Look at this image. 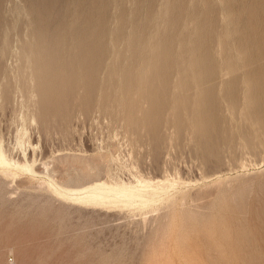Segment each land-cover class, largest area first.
Returning <instances> with one entry per match:
<instances>
[{
	"label": "rangeland",
	"instance_id": "rangeland-1",
	"mask_svg": "<svg viewBox=\"0 0 264 264\" xmlns=\"http://www.w3.org/2000/svg\"><path fill=\"white\" fill-rule=\"evenodd\" d=\"M107 2L109 5L107 4ZM220 2H221V8L219 7ZM72 3H74V5H71ZM112 3H113V6H112ZM143 4H144V7H143ZM165 4H166V7L164 9ZM188 5H190L189 9H188ZM199 5L200 7H198ZM71 6L73 7L71 8ZM19 7L22 8V11L21 9L20 10L18 9ZM105 7L107 8V10H105ZM139 8L144 9V10H141ZM17 9L19 12L16 11ZM198 9L200 10V12ZM108 10L109 12H107ZM125 10L127 12L130 10L129 11L130 15L129 14L127 15L130 18L126 16L127 12ZM187 11H188V15H187ZM114 13H116L115 16H113ZM107 15L108 17H106ZM224 15L226 18V22H224L225 21ZM125 16L128 18L127 20ZM138 16L140 18L142 17L143 18L145 17V18L141 20ZM161 16L163 17L161 18ZM129 19H131V21ZM138 20L140 21V23H138ZM67 22H69V24L71 25H69ZM142 23L143 25H141ZM0 24H1L0 42L2 41L1 40L2 33H3V38L6 37L8 40V41L6 40L7 50L4 52L0 60L1 62L0 74H2V71L4 72L5 70L4 74L6 77H4V79H8L9 81L14 80V77H12V75L15 74L14 72L15 69H16V73L19 74V71L17 70L15 66L17 65V63H19L18 61L19 60L18 55H19V50H20L19 47L21 43L24 42V40H29L32 43L37 42L40 46L39 47L40 50L48 53V55H51V50H52L51 46H52L53 36L55 35L60 36L61 34L62 35L64 34L63 40L69 39L68 41L66 40V42H71V41L73 42V43L71 42L72 44L71 52L74 54L78 53V50H79L78 48H79V45H81V43L96 44V43H99V41L101 42L102 41L101 39L104 38L103 43L106 45L108 49L106 48L107 50L102 57L103 62L99 66V73H101L100 74L101 76H99L100 78L104 74L105 66L103 65L109 60L113 62V60L117 59V61H120V62H117L118 65L116 63L118 67L122 63L123 64L125 63V66H127L128 64L129 67L131 64V68L129 69L130 73H133L137 76H139L140 74L139 79L137 77V81L139 82L144 81V83L146 84L145 86L146 89L151 88V87H158L159 85L163 84L164 79H166V81L168 82L169 87H174L175 85H178L180 87L178 88V95L179 96L183 95L182 97H180V104H179L180 107H177V110L174 109L173 112H172L173 109L171 110L169 108L166 109L168 113L166 111L162 113L160 116H158V123L155 126L152 124L151 121L147 120L146 118L147 115L145 114V112H142L148 109L150 113H153L155 111V107H152L150 105L151 103H149L144 98L139 97L141 96V94L139 93L133 94L134 99L138 102L137 103L138 109L135 110L133 115L136 117L138 116L139 118L137 117L136 124L135 123L130 124V119H131L130 116H132V114L130 113V108L128 107V105H124L125 108L123 107L122 101L124 100V98L122 97L123 96L122 91L119 87H117L119 84L125 83V81L127 82L125 74L123 71H120L121 70L120 68H119V71H118V67L115 68L114 70V75L117 74L118 75L117 79L119 77L120 80L119 79L114 80V78L116 77L115 75L112 78H110V81L107 82V80L109 79V74L108 75L106 74L107 77L104 76L107 79H105L104 77L101 78L103 79L101 85H102V88L104 89V92L107 93L106 94L107 96L102 98L100 94L99 95L96 94L98 96L97 97L96 95L94 96L93 94L94 92L92 91V94H93L91 97L92 102H91V105L88 107L87 111H83V109L81 110L78 104H76L77 101L82 98V95L84 94V91H85V87L87 88V84L85 83L86 84L85 86L84 83H82L81 80L79 79L77 80L75 78L69 79V82L66 83L67 86L65 87L70 88L71 94L73 93L72 94L73 98L67 99L66 104L69 108L72 105L71 107L72 116L67 117L66 121L65 119H62L63 115L61 116L56 115L54 117L56 118V125L55 124L53 125L54 131L55 132L59 131V132L56 133L55 135L54 134L46 135L48 136V137H45L46 139L41 138L39 136L38 138L40 139L37 141V138H33L37 136V135L34 136L37 133L36 130L29 127L31 131V133L29 134L30 137L33 135L31 139L33 138L32 140L33 142L35 141V144L38 145L39 143L40 145V146L38 145L36 149V152L39 155L38 157H40L44 149H48L47 152L51 151L54 154L60 153V152L61 153L62 152L85 153L86 151L92 152L94 150L95 151L97 150V151H103L107 153L109 156L111 155L112 152H114V155L117 154L116 155L117 159L112 161V159L108 158L107 163L110 162L111 163V164L109 163L110 166L106 162L104 164L105 169L107 168L106 165L112 168L111 169L108 167L107 168L108 172L107 174L105 173L106 175H108V173L109 175H111L110 171L112 170L113 174L110 176L111 178L113 177L115 179L118 176L119 180H124L125 178L126 180L127 178L129 180L130 178L133 179L131 175L132 170L133 171L139 170L138 171L140 172L139 174H142V175L144 174L147 176L148 175L157 176L158 174V177L160 176L162 177L163 174L164 175L167 174L168 176H171V177L174 175L175 177L177 176V173L179 172L178 176L180 175L179 181H181V183L179 181L178 183L176 182L174 184V189H182L187 192L189 191L194 192L199 189H206L207 186L208 187L210 186V184L214 185L215 184L214 182H217L215 181L217 176L221 177L222 175L221 177L223 179L222 181H229V180H234L238 178L240 179V178L248 177L252 175L255 178V180L253 181L252 186H250L251 187L250 193L248 191V189L250 188H248L247 190H245L246 192L244 191L242 193V195H238V197L240 196L239 200L241 199L240 200L241 202H239L238 197L235 200H232L230 197L229 199L227 196V203L218 206L213 211V214H214L213 218H215L213 232L215 234H219L222 228H226L231 233L236 235L235 239L238 241V243H236L235 242L236 240L234 239L231 245L236 246L238 248L237 250L238 254L236 255L235 258H228L227 261H225V263L227 264H248L251 261L250 264H264V253H263L264 252V242H263L264 236L262 238L263 240L261 239L262 234H264V195H263L264 192H262L264 191V186H263L264 184V180H263L264 179V176H263L264 174V120L257 116L258 114L250 106L249 102H247V97L242 92V87H248L249 85H251V83L248 81L244 82L241 80L242 78L241 76H243L242 73L249 67L248 64H250L248 61L249 56L251 57L252 55L254 56L258 53V49L256 50V48H251V47L247 48V46L245 45H243L242 47L241 44L243 42H248V41L252 42V40L259 41L261 43L260 50L263 49L262 52H264V0H247V1L246 0H219V1L218 0H178V2L177 0H103V1L102 0H87V1L86 0H0ZM135 24H137L139 27L141 25V28H139ZM2 25H4V27L6 26L7 28L3 29ZM81 25L83 26V28H81L82 27ZM228 25H230L229 27H231L230 28L231 30H228L229 29ZM107 26H108V29L106 28ZM112 26H115V27H112ZM135 26L138 27V29L140 30L139 32ZM122 27L123 29L121 31ZM114 28L116 32L118 30L119 37L115 36L117 35V33H115L112 30ZM77 29H79L80 31H78ZM108 30H111L109 33L110 35L113 36V38H111L112 36L110 37V35L106 33L108 32ZM129 30H132L131 33H129L130 32ZM112 31L114 32V34L112 33ZM148 31L150 32V35H148L149 34ZM4 33L6 34L4 35ZM67 33H69V35H67ZM7 34H8V37H7ZM124 34H127V35L125 36ZM66 35L68 38L66 37ZM103 35L104 37H101ZM128 35L130 38L128 37ZM138 35H139V38H138ZM176 35H177V38H176ZM108 36L111 42L108 41L109 40L107 39ZM84 39L85 40L87 39V40L85 41ZM124 39L127 40V42L129 40V43L126 44V41H124ZM144 39L145 40L147 39V41H145ZM106 40L107 42L111 44L110 50H109V46H107L109 45V43H106ZM135 40H138V41H135ZM136 42L139 44H137ZM148 43L149 44L151 43V44L149 45ZM141 44L143 47H141ZM127 45H130V48H131L129 49L130 52L129 51L127 52L128 47H129ZM135 45H138V46L135 48ZM139 45L141 47L140 49H139ZM248 45L250 44L248 43ZM112 46L113 48L111 49ZM125 46H127V48H125ZM166 47L167 49L172 50L175 54L177 53L176 56L178 55L177 57L180 61L179 65H177L178 67L174 66L173 68H170L168 73H164V67H163L164 64L158 61V55L160 53H163ZM112 50L115 52L113 53ZM116 52L118 54H116ZM139 52L141 56L138 55ZM205 52H210L213 56L212 60L214 59V64L212 68L210 67V65L208 67V71H210L208 73H212V75L216 74L217 77L215 78V81L207 82L204 80L205 82L203 81V83H198V84H200V87H207L211 83H214V85L216 84L219 86L226 85L224 88H221V90L220 88L217 89V94H218L217 98L219 101L217 115L219 119L217 120V124H216L217 125L216 127L218 128L216 132H214V135L215 133L216 135L212 136L213 138L212 142L215 143L214 146H211L209 144L206 145L205 143H202L203 141H201L200 139L201 133L198 130L199 123H200V120H199L200 114L198 112H195L197 109L196 100L197 98H199V92L195 91V89H199V88L196 87L197 84L193 80L192 76L200 73L199 67L197 66L203 63V62H200L199 60H204L207 58L208 53H205ZM130 53L131 54L134 53L131 55V57L133 56L132 58L131 57L129 58L130 55L128 54ZM87 55L88 57H90L92 56V53L90 51H87ZM74 59H76L77 61L75 60L73 62V71L83 68L80 65L79 59L78 58H74ZM205 63L206 62H204L203 67L206 65ZM9 67L10 69H8ZM26 69L25 71H28ZM120 72L121 74L123 73L122 74L123 77L122 75L119 74ZM141 73L144 76H141L142 75ZM175 73H177L179 78L177 77ZM190 74H193V75H190ZM208 77L209 76H207V78ZM235 77H239V80H241L238 83H236V86H234V89H236L235 90L236 97L226 98L222 100V98H220L222 95L220 94V91L221 93H223V90L225 88L233 87V85L230 84L229 82L235 79ZM103 81L107 82L106 85L104 84ZM111 81L113 85L111 84ZM115 81H117L116 83L118 84H116ZM193 81L194 83H192ZM228 83L229 85L227 86ZM107 84H109L110 90L107 87ZM112 88H116L118 95L115 92L116 90L114 91ZM193 93H195L196 95L194 96ZM113 96H117V97H113ZM95 97H96V100H95ZM107 97L108 99L106 100ZM112 97L114 98V101ZM119 97L121 99V102H120V99H118ZM183 97L188 98L191 101L190 104H187L186 102H184L185 100H182ZM115 98L118 99L116 102H115L116 100ZM108 100L110 101V103L106 104L109 102ZM0 101L2 102V98ZM192 101L194 104H192ZM111 102L113 103L111 104ZM127 102L128 101H126L125 103ZM12 103L13 101L11 102V104ZM115 103H117L118 107L116 106ZM119 104L121 105V108L123 107V109L120 110ZM140 106H141L142 111H140L141 110ZM181 106L182 107L184 106L183 109L181 108ZM5 107H2V108L0 107V137L3 139V141H5L4 142L5 144L6 143L8 144V143L13 142L12 141L14 139L13 133H15L13 132L14 131L13 129H16L17 123H15L16 120H13L14 119L13 114H12L13 109L11 110V106H7L8 107L7 109ZM19 107L20 108L18 109L17 112L24 109L20 105ZM108 107H110L111 109ZM115 107H117L116 108L117 110L115 109ZM112 108H114L115 110L113 109V111L115 113L118 112V114H115V113L113 114V112L111 111ZM109 109L112 114L109 112ZM103 110H106V111L104 112ZM196 114H198L199 117ZM189 115H190V118H188ZM194 115L197 118H195ZM150 116H153V115L150 114ZM175 117H177V119ZM61 120H63L64 122L63 124ZM68 120L70 122H67ZM174 121H176V123ZM190 121H192L191 124H190ZM58 124L59 125L62 124L61 126L63 129L60 130L59 128H61V126H59ZM126 125L128 126V130L125 129ZM153 126H155V129H153ZM193 126L194 128H192ZM55 128H58V129H55ZM64 128H66L67 131L64 130ZM193 129L195 130L192 131ZM32 130L35 133H33ZM63 130L64 132H62ZM30 131H28V133ZM54 131L52 130V133ZM67 132H70L69 133L70 136H67L68 135ZM64 133L66 136L64 135ZM49 136H52V137L49 138ZM47 138L49 139L47 140ZM155 138H160L161 143H163V144H160L161 146L160 147V158H159L158 165L154 162V158H153L154 150H153L152 143ZM7 139L9 140V142ZM202 144L204 147H202ZM108 146L109 148H107ZM40 147L42 150L40 149ZM95 147L96 149H94ZM108 150L109 152L111 151L110 154ZM16 151L17 150L15 149V151H13L12 153ZM149 152L151 154H148ZM206 152L211 155L213 154L215 159L216 158L219 159L220 157H222L220 158L221 161L220 159L215 160L213 158V155L209 157V154H207ZM17 153L16 154L14 153V154L18 155ZM205 160L207 161L205 162ZM212 160H214V163ZM218 161H220V163ZM113 167H115V169ZM114 173H116V175ZM109 175L108 176L104 175V177L108 179ZM261 175L263 178L261 177ZM260 180L261 182H259ZM257 182H259V184ZM257 184L261 189L257 187ZM12 186L13 185H11V187ZM3 190H5L6 193H4ZM1 192L2 194L0 195V197L2 199L0 200V264H9L12 261L14 262V264H137V262L139 263L138 259L141 260L140 263L144 262L145 264L147 262L146 260L148 259L150 255V249H149V245L147 246L145 244L147 242H145L143 237L139 238L141 242H138L139 241V239H137L138 237L133 238L134 240L131 239L129 241H127V239H124V238H122L124 241L121 239V236L124 235L123 237H126L127 235L131 233L129 232V230H131V227L129 228L126 224L128 222V218L129 220H130V217L133 219L134 218L137 219L141 217L140 214H137V215L133 214L134 216L131 215L128 217V214L124 213L125 214L124 215L123 211L122 212L119 211L118 215L116 212V215H114L111 219L109 220L102 219L104 222L101 221V223L96 224L95 221H93L94 219L96 220V218H93V217L91 218L90 214H86V215L77 214V211H74V210L67 211L66 208L58 209V208H55L56 206L54 205L49 206V204H45V206L46 205L48 206V208L46 209L51 210L52 208L53 212L52 211L45 212L46 209H45V206H43L44 204H39L38 209H37V205H30V206L22 205V203L14 202L12 200V199H17L16 198L17 195L16 197H14L13 195L17 193L13 191L12 193L11 191L7 192V189H2V191L0 190V193ZM244 193H247L245 194V196L246 195L247 196L249 195V196L248 197L243 196ZM6 194L8 196H6ZM9 196H13V197H11V199L9 198L8 200ZM255 196H256V201H255ZM260 197L262 198L263 201L261 200ZM5 199H7L8 201H6ZM207 199H208V196H204V197L199 198V201L202 202ZM2 200H5V201H2ZM236 200H238V202ZM10 201H11V204H10ZM257 202L259 203V205ZM240 204H242V206ZM245 204H247V206ZM258 206L259 208H257ZM17 207L20 208L21 212L19 211ZM40 207H42V209ZM236 207L237 208L239 207V209L241 208L240 210L241 211L243 210V211L240 212L239 209H236ZM34 208H36L38 212L37 211L35 212ZM25 210H28V211H25ZM254 210L257 211L259 216L255 214L256 212ZM54 211H55V214H53ZM44 212L47 214H44ZM72 212L77 214L75 215L76 218ZM48 214L50 215L47 216ZM62 214L64 215V218ZM54 215H56V217L58 215V217L56 218ZM72 215L74 218L71 217ZM59 216L62 218L60 219ZM53 218H55V221L57 223L59 221L58 223L59 226L57 223L54 222ZM84 218H86V220ZM56 219H58V221ZM82 219H84L85 221ZM244 219H245V223H243ZM60 220L61 221L63 220L61 225H60V222H61ZM191 221H188L189 223L187 222V224H191L189 226L192 227L194 225L195 227V230L193 227L191 229V230H194L191 233L192 235L191 242H194L196 245L198 244L201 247H203L202 244L204 243V247H209L212 241H211V238H210L211 236L209 232L206 233L207 234L206 236L204 235L205 234L204 232L207 231L205 229L206 227L203 228L205 221L199 223L203 227H201L199 224H196L195 221H193V223H191ZM68 222L69 224H66ZM62 224L63 225L65 224L66 226H63ZM87 224H88V227L86 226ZM197 225L199 226L197 227ZM242 225L244 226V228H242L243 227ZM189 226L187 225V227L190 230L191 227ZM253 226L255 229L256 227H259L258 230H262L263 233L262 232L260 233L257 229L256 230L253 229ZM84 227L85 229H82ZM176 227H178V225ZM61 228H66L64 229L66 231L62 230ZM201 228L205 230L203 231ZM77 229L79 230L77 231ZM251 230H253L252 231L253 233H251ZM79 231H80V236H79ZM122 231L125 232V233L123 232V235H122ZM194 232H196V234ZM199 232L202 233V236H201V233ZM257 232L259 234H257ZM83 234L85 235V238H83L84 237ZM248 234L249 235L253 234V235L249 236ZM254 235H256L255 240L254 238H252L254 237ZM87 236H90L89 239L92 238L89 243L86 240V238H88ZM203 236H205L206 239L208 240L206 241V239ZM249 237L252 239V242ZM259 237H260V240H259ZM83 239L85 240L84 243L86 242L84 245H82ZM217 239L221 240V238L219 237H217ZM257 239L260 245L257 244V242L255 243L253 242V240L257 241ZM117 240H119V243ZM131 241L132 242L135 241V242L132 243ZM171 241L172 240L170 239V241L168 242L170 246H172L173 244V241L172 242ZM200 241L202 242L200 243ZM245 241L248 243H246ZM120 242L122 244H120ZM137 242L140 245H138ZM243 243L245 245L249 243L250 244L248 246H244ZM252 243L255 247V250L258 247V251L256 252L257 254H254L255 251L253 253V251L249 249L252 247V249L254 250V247L250 246L252 245ZM88 244H89V247H87ZM124 244L128 245V247L125 246ZM129 244H132L133 247L131 245H130L131 247H129ZM122 246L124 248H122ZM136 246L138 247L139 251L136 250L137 248ZM85 247H87L88 249H86ZM114 247L117 248V250H115ZM144 249H146L147 252ZM161 250L163 251V247L159 246L158 251H161ZM244 251L246 253H244ZM126 252H128L129 254ZM113 253L114 254L116 253L115 254L116 256L115 255L113 256ZM122 255H124L125 258ZM246 255L248 256L247 259L246 257H244ZM216 256H218V254L215 251H212L210 257L213 258ZM249 256L250 257L254 256L251 258L252 260L256 256H257L256 259H258V256L261 258L258 260L254 259L252 262ZM105 257H107V259H104ZM121 257H123L124 260ZM210 257L209 255L208 257L205 256V260L207 264H214ZM218 258L219 257H217V259ZM111 260L112 262H110Z\"/></svg>",
	"mask_w": 264,
	"mask_h": 264
},
{
	"label": "bare ground",
	"instance_id": "bare-ground-1",
	"mask_svg": "<svg viewBox=\"0 0 264 264\" xmlns=\"http://www.w3.org/2000/svg\"><path fill=\"white\" fill-rule=\"evenodd\" d=\"M177 2H178V0H177ZM84 3H86V2H84ZM107 4H108V2H107ZM219 4H220L219 7L221 8V2ZM71 5H74V3H72ZM108 5H107V7H108ZM112 6H113V3H112ZM189 6L190 5H188V9H189ZM72 7L73 6H71V8ZM143 7H144V4H143ZM165 7H166V4L164 6V9H165ZM198 7H200V5ZM141 8H139V9H141ZM18 9L19 10L21 9V11H22V8L19 7ZM18 9L16 10L17 12H19ZM84 9H86V8H84ZM191 9H193V8H191ZM70 10H72V9H70ZM105 10H107L106 7H105ZM141 10H144V9H141ZM40 11H41V9H40ZM116 11H117V9H116ZM129 11L128 12L126 11L127 12L126 16L128 14L130 15ZM107 12H109V10ZM199 12H200V10H199ZM116 13H114L113 16H115ZM108 15L106 17H108ZM187 15H188V11H187ZM126 16H125V18L127 20L128 19L127 17H129V16H127V17ZM162 17L163 16H161V18ZM131 18H132V16H131ZM144 18L142 17L140 19L142 20ZM185 19H186V17H185ZM224 19H225L224 22H226L225 15H224ZM69 20H71V19H69ZM129 20L131 21V19H129ZM139 20H138V23H140ZM156 20H157V18H156ZM40 21H41V19H40ZM165 22H166V20H165ZM67 23L69 24V22H67ZM106 23H107V21H106ZM137 24H135V25H137ZM69 25H71V24H69ZM114 25H116V24H114ZM133 25H134V23H133ZM141 25H143V23ZM141 25H140V27L138 25L137 26L139 28H141ZM230 25H228V28H229L228 30H231L230 29L231 27H229ZM0 26H1V24H0ZM2 26H3L2 27L3 29L7 28L6 26L4 27V25H2ZM108 26L106 27L107 29H108ZM112 27H115V26H112ZM138 27H136V28L138 29ZM152 27H154V26H152ZM81 28H83V26ZM79 29H80V27H79ZM79 29H77V30L80 31ZM122 29H123V27L121 28V31H122ZM112 30L115 33H117V35H115V36H118V30H117V32L115 31V28ZM75 31H76V29H75ZM110 31L111 30H108V32H106V31L105 32L108 35H110V33H109ZM113 31H112V33L114 34ZM129 31H127V32L131 33L132 30H129ZM139 31L140 30L138 29V32ZM2 32H3V30H2ZM146 32H147V30H146ZM69 33H67V35H69ZM148 33H146V34L150 35L149 31H148ZM5 34L6 33H4V35ZM127 34H124V35L126 36ZM132 34H133V32H132ZM146 34H145V36H146ZM67 35H66V37H67ZM120 35H121V33H120ZM63 36H64V34L63 35L61 34L60 36H57V35L53 36L52 46H51V48H52L51 55H48V53L40 50V48H39L40 46L37 42L32 43L29 40H24V42H22L20 47H19L20 48L19 55H18L19 63H17V65L15 66L17 68V70L19 71V74L16 73V69H15V71H14L15 74L11 73V74H13L12 77H14V80H12V81H9L8 79H4V77H6L4 74L5 70H4V72L2 71V74H0V97L2 98V102L0 101V105H1L0 107L2 108V107L6 106L5 108L7 109L8 108L7 106H11V110L13 109L12 110V114H13V118H14L13 120H16L15 123H17V126L15 124L16 129H13L14 130L13 132H15V133H13L14 139L12 140L13 141L12 143H8V144L6 143L5 144L4 143L5 141H3V139L0 137V188H1L0 190L2 191V189H7V192L11 191V193H12V191H13V192L17 193V194H13L14 197H16V195H17V197H16L17 199H12V200L14 202H20V203H22V205H28V206L37 205V209H38L39 204H44L43 206H45V204H49V206L54 205V206H56L55 208H58V209L59 208H62V209L66 208L67 211H69V210L77 211V214H84V215L90 214L91 218L92 217L96 218V220L95 219L93 220V221H95L96 224L101 223V221H103L102 219H108V220L111 219L114 215H116V212L118 215L119 211L120 212L123 211V214L124 213L128 214V217L133 215V214L134 215L140 214V216H141L140 218H137V219L134 218L133 219L130 217V220L128 218V222L126 224L129 228L131 227L132 231L129 230V232H131V233L129 235H127L126 237H123L124 231H122L123 236H121V235L120 236H121V239L124 238V239H127V241H129L133 238H137V237H138L137 239H139L140 237L144 238L145 242L148 243V244L147 243H145V244L147 246L149 245V249H150V255H149L148 259L146 260L147 262L145 264H207V262L205 260V256L208 257V255H209V257H210L212 251H215L218 254V256H216V257H213V258L210 257L214 264H227V263H225V261H227L228 258H235L236 255L238 254V251H237L238 248L236 246L231 245V243H232V241H234L236 235L231 233L226 228H222L220 230L219 234H215L213 232V226L215 224V218H213L214 217L213 211L218 206L227 203V196H228V198L230 197L232 200H235L238 197V195H242V193L245 190H247L248 188H250V189H248V191L250 193V190H251L250 186H252V183L255 180V178L252 175L248 176V177H243L240 179L238 178V179H234V180H229V181H222L223 180L221 178L222 175H221V177L217 176V178L215 179V181H217V182H214L215 183L214 185L210 184V186L209 187L207 186L206 189H199V190L194 191V192H190V191L187 192V191H184L182 189H174V184L176 182L178 183V181L180 179V177H179L180 175L178 176L179 172L177 173V176H175V177H174V175L171 177V176H168L167 174L166 175L163 174L162 177L159 175L160 177H158V174H157V176H149V175L147 176V175L143 174L144 175L143 176L142 174H139L140 173V172H138L139 170H137V171L132 170L131 175H132L133 179L130 178V180H129L127 178V180H128L127 181L126 178L124 180H119L118 176H117L118 179H117V177L115 179L113 177L111 178L110 176L113 174V171L111 170L110 171L111 175H109V173H108L110 178L109 177H108V179L105 178L104 175L108 176V175H106L108 172L107 168L111 164L110 162H109L110 164L107 163V159L108 158L112 159V161L117 159V156H116L117 154L114 155V152H112L111 155H109L110 156L109 157L107 153H105L103 151H97V150L96 151L94 150L92 152L86 151L85 153H79V152H62L61 153L60 152V153L54 154L51 151L47 152L48 149H44L42 151V153L40 152L41 153L40 157H38L39 155L36 152V149H37V146L39 145V143H38V145L35 144V141L33 142L32 139L37 138V141H38L40 139V138H38L39 136L41 138H45V137H48L46 135H49V134L55 135L56 133H58L59 131L55 132L54 127H53L54 124L56 125V118H54L56 115H58V116L63 115L62 119H65V121L67 120V117L72 116L71 115L72 114V109H71L72 105L69 108L66 104L67 99L73 98L72 97L73 93L71 94L70 88L65 87V86H67L66 83L69 82V79H71V78H75L76 80L79 79V80H81L82 83H84L85 86L87 84V88L85 87V91H84V94L82 95V98L79 99L76 103V104H78V106L80 107L81 110L83 109V111H87L88 107L91 105V102H92L91 97L93 94H94V96L96 94H98V95L100 94L102 98L107 96L106 95L107 93H105L104 89L102 88L101 83H102L103 79H101V78L106 76V74L107 75L109 74V79L107 80V82L110 81V78H112L115 75H116V77L114 78V80L119 79V77L117 79V76H118L117 74L114 75V70H115V68L118 67L117 62H120V61H117V59H115V60L112 59L113 62L110 60L108 62H106L107 61V59H106V61H105L106 63L103 65V66H105L104 74L101 78L99 77V76H101L100 75L101 73H99V66L103 62L102 57L105 54L106 50L108 49L106 47V45L103 43L104 38L101 39L102 40L101 42L99 41V43H96V44L81 43V45H79V48H78L79 49L78 53L74 54L71 52V48H72L71 42L72 41L66 42L67 39L63 40L64 39ZM111 36L112 35H110V37ZM235 36H236V34H235ZM7 37H8V34H7ZM101 37H104V35ZM128 37H129V35H128ZM2 38H3V33H2V37H1L2 43L0 42L1 43L0 44V60H1L4 52L7 50V42H6L7 38L6 37H4L3 39ZM99 38H100V36H99ZM111 38H113V36ZM138 38H139V35H138ZM176 38H177V35H176ZM107 39H109L108 41L111 42L109 36ZM115 39H116V37H115ZM227 39H228V37H227ZM152 40H153V38H152ZM31 41H32V39H31ZM124 41H126V44L129 43V40L127 42V40L124 39ZM135 41H138V40H135ZM145 41H147V39ZM109 42H107V40H106V43H109ZM156 42H157V40H156ZM248 43L250 45H248ZM137 44H139V43H137ZM110 45H111L110 43H109V45H107V46H109V50H110ZM130 45H127V46H129L127 52L129 51V49H131ZM243 45L247 46V48L251 47V48H256V50L258 49V53L254 56L252 55L253 57L249 56V58H248V61L250 64H248L249 67L242 73L243 76H241L242 77L241 80L244 82L248 81L251 83V85H249L248 87H242V92L247 97V102H249L250 106L258 114L257 116L264 120V52H262L263 49L260 50L261 43L259 41H253L252 40V42H250V41L243 42L241 44V46L243 47ZM127 46H125V48H127ZM137 46L138 45H135V48ZM141 47H143L142 44H141ZM141 47L139 45V49ZM154 47H155V45H154ZM112 48H113V46L111 47V49ZM188 48H189V46H188ZM149 50H150V48H149ZM87 51H90L92 53V56L88 57ZM234 51H235V49H234ZM114 52L115 51H113V53ZM175 52H176V50H175ZM109 53H110V51H109ZM205 53H208L207 58L204 60H199L200 62H203V63H201L197 66V67H199L200 73H198L196 75H193V74H190V75H193L192 78L196 82L197 86L195 84L194 85L197 88H199V89H195L196 87L194 86L195 91L199 92V98L196 97L197 98V100H196L197 101L196 102L197 103V106H196L197 109L195 112H198L200 114V118H199L200 123H199V129H198L199 132L201 133L200 139H201V141H203L202 143H205L206 145L209 144L211 146H214L215 143L212 142V140H213L212 136L216 135V133L214 135V132H216V130L218 128V127H216L217 126L216 124H217V120L219 119V117L217 115L218 114L217 113L218 106H219V101L217 98V96H218L217 89L220 88V90H221V88H224L226 85L225 86H222V85L219 86L216 84L214 85V83H211L207 87H200V84H198V83H203L204 80L207 82L208 81H215V78L217 77L216 74L212 75V73H208V72H210V71H208V67L210 65V67L212 68V66L214 64V59L212 60L213 56L210 52H205ZM116 54H118V53L116 52ZM132 54H134V53H132ZM132 54L131 53L128 54V55H130L129 58L131 57ZM147 54H148V52H147ZM176 54L172 50L167 49V47H166L165 51L158 55V61H160L162 64H164V66H163L164 67V73H168L170 68H173L174 66L179 65L180 61L177 57L178 55L176 56ZM138 55L141 56L140 52ZM235 55H237V54H235ZM111 57H112V55H111ZM117 57H118V55H117ZM146 57H147V55H146ZM74 58L79 59L80 65L83 68L73 71V62L76 60ZM133 60H134V58H133ZM187 60H188V58H187ZM204 62H206L205 63L206 65L203 67ZM116 63H117V65H116ZM130 63H131V61H130ZM188 66H189V64H188ZM0 67H1V62H0ZM156 67H157V65H156ZM24 68L25 69L27 68L26 70H28V71H25ZM119 68L121 69L120 71L124 72L125 77L127 79V82L125 81V83L119 84L117 87H119L122 91V95H123L122 97L124 98V100L122 101L123 107H124V105H128V107L130 108V113L132 114V116H130L131 117L130 124L131 123L136 124L137 123V117H138V116L136 117L133 115L135 110L138 109V104H137L138 102L133 97V94H135V93L141 94V96H139V97L144 98L149 103H151L150 105L152 107H155V111L153 113H150V111H148V109L145 111H142V109H141L142 105L140 106V109H141L140 111L145 112V114L147 115V117H146L147 120L151 121L152 124L155 126L158 123V116H160L162 113L166 112L167 111L166 109H168V108L170 110L173 109L172 110V112H173L174 109L177 110V107H180L179 106L180 97H182L183 95H181V96L178 95V88H180L178 85H175V86L172 85L174 87H169L168 82L166 81V79H164L163 84L159 85L158 87H151V88L146 89L145 88L146 84L144 83V81H142V82L137 81V77L139 79L140 74H139V76H137L133 73H130L129 69L131 68V64L129 67L128 64H127V66H125V63L124 64L122 63L118 67V71H119ZM8 69H10V67ZM175 69H177V68H175ZM119 74L122 75L123 73L121 74V72H120ZM175 74L177 75V73H175ZM175 74H174V76H175ZM14 75H16V76H14ZM141 76H144V75L142 74ZM207 76H209V77L207 78ZM122 77H123V75H122ZM177 77H178V75H177ZM205 77L207 78V80ZM140 78H142V77H140ZM97 79H99V80H97ZM105 79H107V78H105ZM220 79H221V77H220ZM241 80H239V77H235V79L230 81L229 83L232 84L233 87L225 88L223 90V93H221V91H220V94H222L220 98H222V100H223L226 98L236 97V92H235L236 89H234V86H236V83H238ZM122 81H123V79H122ZM194 81L192 83H194ZM107 82H104V84L106 85ZM116 82L117 81H115V83ZM229 83L227 84V86L229 85ZM111 84L113 85L112 81H111ZM116 84H118V83H116ZM177 84H178V82H177ZM107 87L110 90L109 84H107ZM112 89L114 91L116 90V88H112ZM92 91L94 92L93 94H92ZM115 92L118 95L117 90ZM108 93H109V91H108ZM184 94H186V93H184ZM193 94H194V96L196 95L195 93H193ZM108 97L106 98V100L108 99ZM113 97H117V96H113ZM113 97H112V99L114 101ZM120 97L118 99H120ZM192 97H193V95H192ZM1 98H0V100H1ZM118 99H116L115 102ZM95 100H96V97H95ZM182 100H185L184 102H186L187 104H190V102H191L188 98H185V97H183ZM192 100H193V98H192ZM12 101H13V103L11 104ZM110 101L106 104H109ZM126 101H128V102L125 103ZM120 102H121V99H120ZM99 103H98V105H99ZM112 103L113 102H111V104ZM14 104H16V105H14ZM96 104H97V102H96ZM115 104L118 107L117 103H115ZM181 104H182V102H181ZM192 104H194L193 101H192ZM19 105L24 109L17 112L18 109L20 108ZM119 106H120V110L123 109V107L121 108L120 104H119ZM143 106H145V105H143ZM117 107H115V109ZM183 107L181 106L182 109H183ZM191 107H192V105H191ZM103 108H105V107H103ZM108 108H110V107H108ZM110 109H109V112L111 113V111H112L114 114L115 113L113 111L114 108H112L111 111H110ZM103 111L105 112L106 110H103ZM167 113H168V111H167ZM184 113H185V111H184ZM115 114H118V112H116ZM150 114L153 116H150ZM135 115H137V114H135ZM196 115H198V114H196ZM171 116H172V114H171ZM117 117H118V115H117ZM122 117H123V115H122ZM198 117H199V115H198ZM175 118L177 119V117H175ZM188 118H190V115ZM195 118H197V117L195 116ZM61 121L63 124L64 123L63 120H61ZM67 122H70V121L68 120ZM164 122H165V120H164ZM174 122L176 123V121H174ZM191 122L192 121H190V124H191ZM62 124H60V125L58 124V125L61 126ZM66 124H68V123H66ZM12 125H14V124H12ZM155 126H153V129H155ZM29 127L33 128L37 132L34 135V136H36V135L37 136L33 137L32 139H31V137L33 135L31 134L32 136L30 137L29 134L31 133V131H30ZM58 128H55V129H58ZM66 128H68V127H66ZM66 128H64V130L67 131ZM192 128H194V126ZM59 129L60 130L63 129L62 126ZM125 129L128 130L127 125H126ZM52 130L54 131L53 133H52ZM64 130L62 132H64ZM194 130L195 129H193L192 131H194ZM28 131H30V132L28 133ZM66 131H65V133H66ZM72 131H73V129H72ZM33 133H35V132L33 131ZM65 133H64V135H65ZM67 133H68L67 136H70L69 135L70 132H67ZM51 137L52 136H49V138H51ZM49 138H47V140ZM66 138H68V137H66ZM8 142H9V140H8ZM152 144H153V150H154V155H153L154 162L158 165L159 158H160V147H161L160 144H163V143H161L160 138H155L153 140ZM202 147H204L203 144H202ZM107 148H109V146ZM15 149L17 151L14 153L16 154L18 152L17 153L18 155H15L14 153H12L13 151H15ZM40 149H41V147H40ZM94 149H96V147ZM108 152H109V150H108ZM110 152H109V154H110ZM148 154H151V153L149 152ZM207 154H209V153H207ZM212 155L209 154V157H211ZM213 158H214V155H213ZM220 158H222V157H220ZM128 159H130V158H128ZM219 159H217V160H219ZM206 161L207 160H205V162ZM212 161L214 163V160H212ZM220 161H221V159H220ZM220 161H218V162L220 163ZM105 162L107 164H109V166L106 165V167H107L106 169L104 167ZM216 165H218V164H216ZM131 167H132V165H131ZM109 168H111V167H109ZM113 168L115 169V167H113ZM123 170H125V169H123ZM130 172H131V170H130ZM114 174L116 175V173H114ZM263 176H264V174H263ZM261 177H262V175H261ZM123 178H121V179H123ZM179 182L181 183V181H179ZM259 182H261V180ZM259 182H257V183L259 184ZM258 184H257V187H259ZM11 185H13V186L11 187ZM263 186H264V184H263ZM3 191H4V193H6L5 190H3ZM248 191H247V193H248ZM260 191H262V190H260ZM262 192H264V191H262ZM247 193H244L243 196H245V194H247ZM1 194H2V192L0 193V195ZM6 196H8V195L6 194ZM204 196H208V199L204 200L202 202L199 201V198L204 197ZM11 197H13V196H9L8 200H9V198L11 199ZM239 197H238V200H239ZM1 199L2 198L0 197V200ZM5 200L8 201L7 199H5ZM5 200H2V201H5ZM238 200H236V201L238 202ZM240 200H239V202H241ZM245 200H246V198H245ZM261 200H262V198H261ZM11 201H10V204H11ZM255 201H256V196H255ZM246 203H247V201H246ZM236 205H237V203H236ZM240 205L242 206V204H240ZM245 205L247 206V204H245ZM258 205H259V203H258ZM46 206H45V209L48 208V206L47 207ZM241 206H239V207H241ZM239 207L238 208L236 207V209H239ZM40 208L42 209V207H40ZM257 208H259V206ZM18 209L20 211V208H18ZM34 209L36 212L37 209L36 208H34ZM240 209H239V211L242 212L243 210L241 211ZM31 210H29V211H31ZM49 210L46 209L45 212H51L52 208L50 211ZM16 211H18V210H16ZM25 211H28V210H25ZM55 211L53 214H55ZM258 211H260V210H258ZM35 212H34V214H35ZM45 212H44V214H47ZM240 212H238V213H240ZM255 212H256L255 214L257 216H259L257 211H255ZM23 213H25V212H23ZM73 214H74V216L77 215L75 213H73ZM49 215L50 214H48L47 216H49ZM54 216L56 217V215H54ZM57 217H58V215H57ZM71 217H73V215ZM61 218L62 217H60V219ZM63 218H64V215H63ZM75 218H76V216H75ZM218 218H219V216H218ZM240 218H241V216H240ZM246 218H248V217H246ZM53 219H54V222L57 223L55 221V218H53ZM84 219L86 220V218H84ZM84 219H82V220H84ZM56 220L58 221V219H56ZM191 220L195 221L196 224H199V223L205 221L204 227L201 226V224H199V225L203 228L206 227L205 229L207 231L204 232L205 234L203 233L205 236L207 235L206 234L207 232L210 233V236H211L210 238H211L212 242H211V245L209 247H204V243L202 244L203 247H201L198 244L196 245L194 242H191L192 241L191 233L195 230V227L193 224H192L193 225L192 227L194 228V230H191L192 227L189 226L191 224H187V222L191 221ZM62 221L60 222V225H61ZM193 221H191V223H193ZM90 222H92V221H90ZM58 223H59V221H58ZM243 223H245V219H244ZM66 224H69V222ZM80 224H82V223H80ZM177 225H178V227H176ZM187 225L189 227H191L190 230L187 227ZM199 225H197V227ZM58 226H59V224H58ZM63 226H66V225L64 224ZM70 226H71V224H70ZM86 226L88 227V224ZM197 227H196V229H197ZM248 227H250V226H248ZM261 227H262V225H261ZM203 228H201V229L203 230ZM242 228H244V226ZM61 229L64 230L66 228H61ZM82 229H85V227ZM253 229H255L254 226H253ZM256 229L258 230L259 227H256ZM62 230H60V231H62ZM78 230L79 229H77V231ZM64 231H66V230H64ZM252 231L253 230H251V233H253ZM258 231L260 233L262 232V230H258ZM173 232H175V233H173ZM196 232H198V231H196ZM196 232H194V233L196 234ZM246 232H247V230H246ZM199 233H201V232H199ZM75 234H77V233H75ZM119 234H121V233H119ZM257 234H259V233L257 232ZM85 235L83 238H85ZM251 235H253V234H251ZM251 235H249V236H251ZM79 236H80V231H79ZM201 236H202V233H201ZM205 236H203V237L206 239ZM255 236L256 235H254V237H252V238H254V240H255ZM263 236H264V234H262L261 239L263 238ZM87 237L88 238H86V240L89 243L92 238L89 239L90 236H87ZM217 237L221 238V240L217 239ZM196 238H198V237H196ZM73 239H74V237H73ZM88 239H89V241H88ZM170 239L173 241L172 246H170L168 244ZM207 240L208 239H206V241ZM250 240L252 242L251 238H250ZM254 240H253L254 243L257 242V244H259L258 239H257V241H254ZM259 240H260V237H259ZM84 241L85 240L83 239L82 245H84L86 243V242L84 243ZM117 241L119 243V240H117ZM135 241H133V242H135ZM243 241H244V239H243ZM125 242H126V240H125ZM138 242H141V240L139 239ZM201 242L202 241H200V243ZM235 242L238 243L237 240ZM246 243H248V242H246ZM116 244H117V242H116ZM120 244H122V243L120 242ZM241 244H242V242H241ZM249 244H247V245L244 244V246H248ZM130 245L132 246V244H129V247H131ZM138 245H140V244L138 243ZM125 246L128 247V245H125ZM159 246L163 247V251L162 250L158 251ZM250 246L254 247L253 243ZM87 247H89V244ZM87 247H85V248L88 249ZM122 248H124V247L122 246ZM134 248H135V246H134ZM142 248H144V247H142ZM119 249H120V247H119ZM249 249H251L253 251V253L255 251L254 254H257L256 252L258 251V247L256 250H255V247H254V250L252 249V247ZM115 250H117V248H115ZM136 250L139 251L138 247L136 248ZM144 250H146V249H144ZM124 251H125V249H124ZM114 252H116V251H114ZM128 252H126V253H128ZM146 252H147V250H146ZM248 252H249V250H248ZM118 253H119V251H118ZM244 253H246V252L244 251ZM115 254L113 253V256ZM122 254H123V252H122ZM117 256H118V254H117ZM122 256L124 257V255H122ZM212 256H213V254H212ZM123 257H121V258L123 259ZM217 257H219V258L217 259ZM244 257H246V259L248 258L247 255ZM252 257H254V256H252ZM252 257H250V259ZM256 258H257V256L254 259L258 260L261 257L258 256V259H256ZM104 259H107V257H105ZM253 260H252V262H253ZM103 261H105V260H103ZM138 261H139V263L141 262V260H139V259H138ZM143 261H145V260H143ZM12 262H10V263L14 264V262L13 263ZM107 262H108V260H107ZM110 262H112V260ZM250 262L248 264H250ZM139 263L137 262V264H139ZM140 264H144V262L140 263Z\"/></svg>",
	"mask_w": 264,
	"mask_h": 264
}]
</instances>
